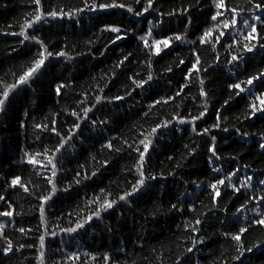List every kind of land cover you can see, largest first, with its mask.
Returning <instances> with one entry per match:
<instances>
[{
  "label": "trees",
  "instance_id": "trees-1",
  "mask_svg": "<svg viewBox=\"0 0 264 264\" xmlns=\"http://www.w3.org/2000/svg\"><path fill=\"white\" fill-rule=\"evenodd\" d=\"M124 2L137 10H141L142 5L146 6L143 0L142 4H135L134 0ZM42 3L46 11L52 8H64L67 11L83 7L82 0H42ZM227 3L230 6L248 7L247 0H227ZM33 8L31 0H0V79L7 83L15 80L11 73L19 75L28 66L38 46L28 41L21 44V37L4 33L19 32V23L23 22L26 14ZM154 8L157 11L150 10L143 16L116 9L85 12L78 20L49 19L35 33L52 51H59L67 45L65 50L74 58L68 60L59 57L46 62V67L38 78L10 96L5 111L0 113V175L5 178L0 180V195H4L15 209L11 222L7 217H0V224L7 225L5 235L12 240L14 246V254L5 256L0 252V264H39L38 237L42 234L43 227L35 197L47 194L51 185H47L43 177L49 176L50 172L40 169L38 173L36 169L23 164L21 158L25 151L35 152L42 150L44 146L51 148L56 143V137L34 129L33 122L48 123L55 118L58 121L57 127L65 132L75 119L68 113L76 108L75 101L82 98L78 93L88 92L91 103L96 86H103L104 79L108 78L104 74L110 76L113 65L128 52L133 53L136 61L117 70L116 78L105 89V95H124L126 87H131L128 76L135 72L146 78V57L136 37L145 34L149 28L157 38L186 33L187 40H196L197 43L179 47L173 43L174 50H169L171 55L162 53L163 58L154 57V81L146 85V90L137 89L132 97L124 101L98 106L100 111L94 117L89 114L97 120V125L92 127L87 122L82 124V135L74 137L66 145L67 151L62 156L58 155L60 163L57 179L63 182L58 183L60 190L49 201L50 206L46 205L45 213L48 228L55 230L58 235L46 239V264H105V254L111 257L109 264H174L181 256L189 264H221L222 261H227V264H264V229L253 226L242 237L246 247L257 243L262 246L245 253L240 261L232 259L237 254L234 242L223 236L225 232L234 233L237 230L234 223L236 208L247 203L251 196L264 195V186L257 183L264 179V149L259 147L264 142V116L258 113L254 118L245 119L250 98H244L243 93L241 97H234L235 90L229 89L230 84L238 82L237 77L243 81L264 70V50L257 45L253 52L244 54V60L239 62L240 71H236L233 65L224 62L230 57L223 47L218 45L217 52L213 53L207 45H199L197 38L210 26V17L215 11L212 0H157ZM181 8L190 9L186 16L180 15ZM173 10H177V14L168 16L167 13ZM158 12L165 15L158 16ZM188 18L191 20L190 24L187 23ZM112 22H117L122 29L127 30V39L110 44V39L115 34L101 33L100 30ZM238 31H245L239 23L234 29L226 30L225 39L227 32ZM257 32L264 35L259 25ZM89 40L93 43L89 44ZM193 48L200 53L202 66L208 68L207 73H200L208 93V111L203 119L196 121L197 130L216 123L219 112L221 127L212 131V135L216 136L217 150L221 157L219 160L213 158L208 151L210 136H197L191 131L190 125H181L175 119L177 114L197 115L202 110L204 98L199 96L197 83L184 89L183 102L177 97L168 104L157 105L148 117L143 115L155 99L174 95L175 90L180 88L184 82V70L189 66L187 62L192 59L190 52ZM177 53L186 61L180 68L175 67ZM217 54L220 56L219 63L214 60ZM170 64L173 72L165 73L163 69ZM210 64L213 67H208ZM102 76L104 79H101ZM61 83L70 87L62 89V96L58 97L55 87ZM254 84L259 90V81ZM226 100L227 105L224 104ZM56 113L60 115L57 117ZM46 116L49 117L47 121L44 119ZM99 120H107L108 124L101 125ZM159 120H172L173 124L160 130L150 149L145 171L146 174L156 175L157 179L147 181V186L132 198L131 204L117 205L103 213L102 219H94L90 225L75 234L60 233V228L73 226L76 219L86 215V200L99 194L101 188L111 191L112 198H115L116 194L130 188L128 182H134L135 174L128 169L135 163L136 154L129 156L127 151L120 154L107 149L101 151V146L113 137L120 138L113 141L116 147L126 148L123 145L125 139L129 143H138V139L142 138L140 132L150 129ZM225 127L228 128L227 132L222 131ZM38 133L39 140L36 139ZM244 133L247 135H242ZM185 145L189 147L186 148ZM93 156L95 160L92 159ZM105 159L110 161L107 168L101 167ZM177 164L180 166L177 167ZM80 165H85L89 172L98 169L97 176L80 185H73L67 192L62 191L72 181L74 173L80 170ZM213 168H220L222 171L217 173ZM237 168L240 172L233 181H246L247 177H252L253 187L242 189L243 195L237 194L238 198L233 197L231 203L221 200L218 208L214 209L209 195L211 189H206L205 186L222 177L223 173ZM169 172L174 175H169ZM15 175H20L26 184L29 180L32 181L28 187L35 193L34 196L28 197L22 191L7 189L5 180H10ZM221 192L223 195V187ZM171 203L182 206L184 211L171 210ZM193 204L197 209L196 213L188 210ZM254 205L255 201L248 203V209L240 214V225L247 222L245 217H254L255 213L251 211ZM6 207L4 202H0V211ZM225 207L227 212L219 210ZM16 212L22 214L16 215ZM68 213H72V216H68ZM197 217L202 220L198 226L200 231L193 233L190 229L185 230V222H194ZM20 227L32 231L22 235L17 231ZM190 237L204 239L205 243H197L191 253H186L187 247L192 246ZM21 244L25 245L23 249L19 247ZM4 246L5 242L0 240V248ZM72 254H78L79 259H67ZM92 256L97 259L93 261Z\"/></svg>",
  "mask_w": 264,
  "mask_h": 264
},
{
  "label": "snow or ice",
  "instance_id": "snow-or-ice-1",
  "mask_svg": "<svg viewBox=\"0 0 264 264\" xmlns=\"http://www.w3.org/2000/svg\"><path fill=\"white\" fill-rule=\"evenodd\" d=\"M34 8L32 11L28 12L22 23H19V32H10L4 33L5 35H14L21 37V44H24L25 41L31 42L35 44L37 47L34 58L29 62L28 66L24 67L19 75L15 72L11 73L15 77L14 82L7 83L3 79H0V113L5 111L6 102L9 101L10 96L16 94L18 90L22 86L30 85L34 82L35 79L41 74L42 70L46 67V62L50 61L53 58L63 57L65 59L71 60L72 57L65 49L67 45H64V48L59 51H52L49 49V46L45 43V41L35 33L40 31V26L48 21L57 20V19H68L74 20L79 18V16L85 12H98V11H112L116 9L125 10L127 13H131L135 16H143L145 13H148L150 10L157 11L154 8V4L157 3V0H143L146 6L142 5L141 10L135 9L131 4L124 2V0H82L83 7L72 8L67 11L64 8H52L50 10H45L42 0H31ZM135 4H142V0H134ZM248 7H238V6H230L227 3V0H212V5L215 9L214 14L210 17V26L205 28L202 34L197 38L200 46L207 45L209 50L213 53L217 52V46L223 47L225 51L228 53L230 58H227L224 62L229 65H233L236 68V71H240L239 62L244 60V54L253 52L257 45L261 50H264V35L260 32H257V25L260 26L261 31L264 32V0L261 2H254V0H247ZM189 8H181L179 9V13L182 16H186L189 12ZM223 10V11H221ZM177 14V10H173L172 12L167 13L168 16H174ZM165 14L162 12H158V16H164ZM221 17H225L224 19H220ZM187 23L190 24V18L187 19ZM241 24L245 31L238 32H227L226 30L234 29L237 24ZM155 27V26H154ZM29 30H32L31 32ZM103 32H109L114 35V38L110 39V44H116L117 41H121L128 38V33L126 29H122L117 22H112L106 24L101 30ZM136 39L140 42L142 51L145 54V67L147 69L146 78L141 77L139 72H135L133 75H129L128 79L131 81V87L125 90L124 95H116L113 97H109L105 95V89L111 84L112 80L116 78L117 70L125 68L128 64H131L136 61V57L132 52H128L126 55L113 65L111 71V75L109 76L107 73L104 75L107 76V79H104L102 76L101 79H104L103 86L97 85V90L92 94V102L89 103V93L83 92L78 93V96H81V99H77L75 101L76 108H73L68 115L70 117H74V121L69 128L65 132H62L57 127V119L52 118L50 122L45 123L43 121L36 122L34 121L32 127L39 132H47L56 137V143L49 148L48 146H44L42 150H37L35 152L25 151L24 156L21 158V162L28 166H31L33 169H36L39 173L40 169H43L47 172H50L49 176L43 177L45 183L47 185H51L47 194L38 195L35 198L38 201V212L39 219L41 221V226L43 227L42 234L38 237L39 243V264H46L45 259V248H46V239L51 236L55 237L58 233L49 229L47 223L45 221V213H46V205H49V201L53 199L56 193L60 190L58 189V183H62L63 181H58L57 176L59 172V159L58 155L62 156L63 153L67 151L66 145L73 140L74 137L78 135H82L81 125L85 122L88 125L95 127L97 125V120L92 117L95 116V113L100 111V107L107 103H114L119 101H124L128 97H132L133 93L137 91V89L146 90V85H149V82L154 81V75L152 72L153 67V58L154 57H162V53L164 55H171V51L173 49V43L176 44V47H179L183 44H192L195 45L197 43L196 40H187L186 33L185 35H181L179 33H174L168 36H161L157 38L153 35V30L149 28L147 32L143 35L136 37ZM229 40L231 42H229ZM255 41V43H253ZM89 44H92L93 41L89 40ZM107 51V48H105ZM123 51V49H122ZM84 53H81L83 55ZM190 56L192 57L189 60L188 67L184 70L183 75V83L181 84L178 90H175L174 95H170L167 98L161 97L160 99H155L152 104L148 106V111H145L143 115L145 117L149 116V113L160 104H168L170 101H175L177 97L181 98V102L185 98L184 89L190 88V86L195 82L199 86V96L204 98L201 109L197 115H192L191 113L188 116H180L176 115V122L181 125H190L191 131L195 133L197 136H210L208 151L212 154V157L216 160L221 159L218 154L217 145H216V136L212 135L213 129H220V114L217 112L216 123H214L211 127H202L199 131L197 130L196 121L203 119L208 111V93L205 91L204 84L205 80L201 77V71L207 73L208 68H204L202 66L201 55L200 53L193 48L190 52ZM131 58V59H130ZM214 60L219 63L220 56L219 54L214 56ZM186 61L184 58L179 56L177 53V60L175 62V67L180 68L185 65ZM208 67H213V65H209ZM165 73H172L173 67L170 64L166 68L163 69ZM238 82L232 83L229 85L230 90H235L234 97H241V94H245L244 98L248 99V108L249 111L245 115V119L254 118L259 113L264 116V70H261L258 74L250 75L246 80L240 81L237 77ZM259 81V90H257L254 82ZM242 85H246L247 87H242ZM70 85L68 84H58L55 87V94L59 97L62 96V89L68 88ZM233 97H230V99ZM225 105L228 104V100L224 102ZM100 106V107H98ZM180 105L178 104L177 107ZM79 109V110H77ZM92 114L90 117L89 114ZM60 113H56L55 116H59ZM46 121L49 120V117L44 118ZM99 124L107 125V120H99ZM173 124L172 120H159L150 129L140 132V137L138 139V143L133 141L129 143L127 139L123 141V145H126V148L123 146L116 147L113 143L114 140H118L120 138L113 137L108 139L106 143L101 146V151L107 149L109 152H114L116 154H120L122 151H127L129 156H132V153H135V163L128 169L129 172H134V182H128L130 184L129 189L123 190L122 193L116 194L115 198L113 197V193L105 188H101L99 194H94L93 197L86 200L85 208L88 209L86 215L81 218H78L74 221L73 226L62 227L60 228V233L63 234H75L79 230L84 229L86 225H90L94 219H102L103 213H107L110 210L114 209L117 205L123 206V204H131L132 198L139 193L147 186V181L156 180L157 176L153 174H146V165L148 163V157L150 155V149L153 146L154 140L160 134L161 129H167L170 125ZM25 125H22L24 127ZM222 131L227 132L228 128H223ZM239 132V129H236ZM242 135H247L246 133ZM36 139L39 140V133L36 136ZM188 148V145H185ZM261 149H264V142L259 144ZM194 152L195 149H192ZM95 160V156L92 157ZM169 159H172L169 157ZM211 162V160H210ZM110 161L105 159L101 167L107 168ZM177 167L180 165L177 164ZM98 169L92 170L89 172L88 168L85 165H80V170L76 171L73 175L72 181L62 189V191L67 192L73 185H80L83 181L89 180L92 177L97 176ZM214 172L220 173L222 170L220 168H213ZM240 169L237 168L234 171L230 170L229 172L223 173L222 177H218L215 182H212L209 185H206L205 188H210L211 192L209 193L211 197L212 207L218 208V205L221 200H226L228 203H231L233 197L238 198L237 194L243 195L242 189L252 188L253 185L251 183L252 177H247L246 181L238 180L237 182L233 181L234 177L238 178V173ZM169 175H174V173L169 172ZM160 176H163V173H160ZM5 178L0 175V180H4ZM7 184V189L17 190L23 194H27L28 197L34 196L28 184H31L32 181L29 180L28 183L23 182V178L20 175L13 176L10 180H5ZM261 186H264V179L259 180ZM224 188V193L222 195L221 188ZM24 198V196H22ZM219 198V199H218ZM255 201L254 207L251 209L255 213L254 217L251 219H246V223L240 225V214L244 213L245 210L248 209V203H252ZM0 202H4L6 204V209L0 211V217H7L11 222V218L14 215V206L13 204L6 199L4 195H0ZM123 202V203H121ZM171 210H178L183 212L184 208L178 207L177 203L170 204ZM190 212L196 213L197 209L195 205H190ZM212 209H210L211 211ZM221 211L227 212L228 209L225 207L223 209H219ZM22 213L16 212V215H21ZM155 215V213H153ZM206 215V214H205ZM68 216H72V213H68ZM202 220L197 217L194 222H185L183 225L185 230L190 229L193 233H198ZM234 223L237 225V230L232 232H225L223 236L227 239H230L234 242L235 252L237 253L232 257L235 261H240L241 257L245 255V253H250L254 250V248H259L262 244L257 243L251 246H245L242 237L245 236L246 233H249V229L253 226H257L261 229H264V195L251 196L247 203H242L238 208H236L235 213V221ZM7 225L0 224V240L5 242V246L0 248V252L3 255L8 256L9 254H14V246L12 240L5 235V227ZM40 226H38L39 228ZM57 227H60L57 225ZM19 233L22 235H27L32 229H25L24 227H20L17 229ZM191 239V247H187L186 253H191L193 249L196 247L197 243L204 244V239L197 240L196 238L190 237ZM32 247L33 245H28ZM21 249L25 247V245H19ZM69 260L79 259L78 254H72L67 257ZM91 259L95 261L97 259L96 256H92ZM105 264H109L111 257L109 254H105L103 257ZM174 264H189L188 260L181 256L180 259L175 260ZM221 264H227V261H222Z\"/></svg>",
  "mask_w": 264,
  "mask_h": 264
}]
</instances>
